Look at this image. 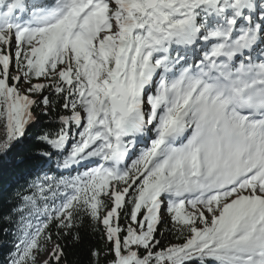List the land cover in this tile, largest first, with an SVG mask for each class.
<instances>
[{
  "label": "snow or ice",
  "instance_id": "snow-or-ice-1",
  "mask_svg": "<svg viewBox=\"0 0 264 264\" xmlns=\"http://www.w3.org/2000/svg\"><path fill=\"white\" fill-rule=\"evenodd\" d=\"M37 112L0 264H264V0H0V153Z\"/></svg>",
  "mask_w": 264,
  "mask_h": 264
},
{
  "label": "trees",
  "instance_id": "trees-1",
  "mask_svg": "<svg viewBox=\"0 0 264 264\" xmlns=\"http://www.w3.org/2000/svg\"><path fill=\"white\" fill-rule=\"evenodd\" d=\"M36 115L37 122L29 126L25 136L7 153H0V261L16 241L18 217L10 218V212L20 204L21 196L31 193L34 182H39L45 173L55 175L58 170L59 158L43 155L47 146L39 139L42 134L55 131L56 116H42L38 112ZM79 237L78 241L70 237L61 241L66 245V264H91L90 250L104 246L99 233L87 222L80 227Z\"/></svg>",
  "mask_w": 264,
  "mask_h": 264
}]
</instances>
